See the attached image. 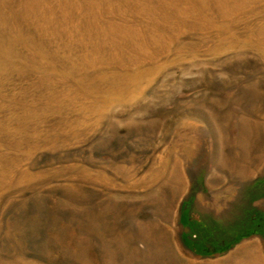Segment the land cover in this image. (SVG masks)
<instances>
[{
    "label": "rangeland",
    "instance_id": "374dc122",
    "mask_svg": "<svg viewBox=\"0 0 264 264\" xmlns=\"http://www.w3.org/2000/svg\"><path fill=\"white\" fill-rule=\"evenodd\" d=\"M78 1L99 3L95 24L0 0V264H206L242 246L264 264L260 235L201 255L180 218L222 231L264 211V0L133 21L139 0Z\"/></svg>",
    "mask_w": 264,
    "mask_h": 264
},
{
    "label": "bare ground",
    "instance_id": "6f19581e",
    "mask_svg": "<svg viewBox=\"0 0 264 264\" xmlns=\"http://www.w3.org/2000/svg\"><path fill=\"white\" fill-rule=\"evenodd\" d=\"M17 1H19L20 6L23 8L24 13L27 16L36 18L35 20L46 19V20H50L53 22L58 21L59 19L57 18V15H59V14H57L55 12V10H56V8H58L60 10V7L62 9H66V10H70V9L81 10L84 8V10L80 13V16L78 14H77V16H75L76 18H78L79 22L82 20L83 17H87V19L89 18L91 20L90 21L91 24H95L96 23L95 20H97L99 18V14L97 13V10L99 9V3L97 1L95 3L96 6H94V7L91 6L88 8H85V7H87V5L83 6L78 0H17ZM187 1L189 2V7L192 10L198 5L197 3H201V2H199V0H187ZM203 1H205V0H203ZM55 2L57 4H59L60 7L55 5ZM36 4H37V8H36L37 11L35 9L31 8V7H34ZM105 4H107L106 8L107 9L110 8L111 12L113 14H115L116 5L114 4V2H108L107 1V3H104V5ZM12 5H14V4H12ZM181 9L186 10L185 5L182 4V0H139L136 3V6L133 9V11L129 10L127 19H129V21H131L132 20L131 17L133 15V13H136L138 18H139L138 15H140L142 13L146 14L147 16L150 15V16L154 17L156 10H159V12H161L160 16L162 19L168 18V17L173 16V15L175 18L176 15H178L177 11H179ZM103 11L105 12L104 8H103ZM46 12H47V15H45ZM69 12L70 11H68V14H62V12H61V14L59 15L61 20L65 23H68V21H66V20L71 18V15L69 14ZM144 14H142V15H144ZM125 15H126L125 10L120 8L115 19L111 16H105L106 19L112 18L116 23H118V24H116V26H114L113 21L109 22V24L114 28V29H110L111 33H113L114 30L125 29V27H123V25L120 22L122 17H124ZM142 15H140L141 16L140 18L143 17ZM124 20H126V19H122V21H124ZM23 24H25V23H23ZM118 25H120V26H118ZM74 26L77 27L78 25H74ZM102 32L106 34L107 31H104V29H103ZM97 34H100V31H97ZM245 249L246 248L242 246L241 248H239L237 250V252L235 254L233 253V255H230L223 260L214 261V262H207L206 264H262V262H260V260L258 259L256 254L251 253V250H250V252H246ZM244 252H246V253H244ZM241 255L243 257H241ZM191 264H200V263H194L193 262Z\"/></svg>",
    "mask_w": 264,
    "mask_h": 264
},
{
    "label": "trees",
    "instance_id": "16d2710c",
    "mask_svg": "<svg viewBox=\"0 0 264 264\" xmlns=\"http://www.w3.org/2000/svg\"><path fill=\"white\" fill-rule=\"evenodd\" d=\"M183 224H187L194 236L183 237L186 246L195 253L210 255L224 252L241 238L251 234H258L264 240V211L252 208L247 211L239 221L227 229L218 231L205 223L190 221L189 218L180 217Z\"/></svg>",
    "mask_w": 264,
    "mask_h": 264
}]
</instances>
